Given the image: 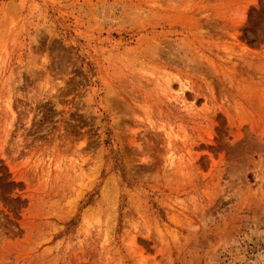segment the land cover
I'll return each mask as SVG.
<instances>
[{
	"label": "rangeland",
	"instance_id": "obj_1",
	"mask_svg": "<svg viewBox=\"0 0 264 264\" xmlns=\"http://www.w3.org/2000/svg\"><path fill=\"white\" fill-rule=\"evenodd\" d=\"M0 264H264V0H0Z\"/></svg>",
	"mask_w": 264,
	"mask_h": 264
}]
</instances>
